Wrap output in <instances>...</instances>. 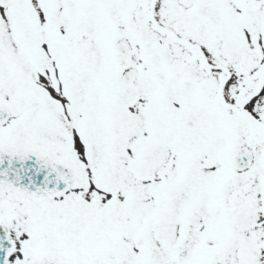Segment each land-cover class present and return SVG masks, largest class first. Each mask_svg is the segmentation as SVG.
Listing matches in <instances>:
<instances>
[{
  "label": "snow or ice",
  "instance_id": "1",
  "mask_svg": "<svg viewBox=\"0 0 264 264\" xmlns=\"http://www.w3.org/2000/svg\"><path fill=\"white\" fill-rule=\"evenodd\" d=\"M0 264H264V0H0Z\"/></svg>",
  "mask_w": 264,
  "mask_h": 264
}]
</instances>
